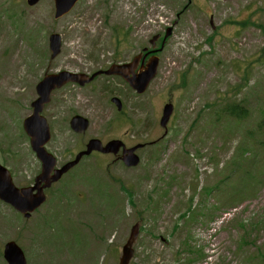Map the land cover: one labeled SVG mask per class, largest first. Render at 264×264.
Wrapping results in <instances>:
<instances>
[{
	"label": "rangeland",
	"instance_id": "374dc122",
	"mask_svg": "<svg viewBox=\"0 0 264 264\" xmlns=\"http://www.w3.org/2000/svg\"><path fill=\"white\" fill-rule=\"evenodd\" d=\"M25 1L0 0V164L16 187L32 185L40 171L20 123L46 73L127 63L172 28L145 94L105 80L51 94L46 149L59 164L90 139L120 137L128 146L160 140L162 107L171 103L173 113L167 137L138 150L137 168L125 171L94 154L49 190L29 220L0 203V264L11 241L27 264H117L138 221L130 264H264V0H81L57 21L52 0L32 8ZM52 33L62 46L49 61ZM105 86L123 100L120 128L103 125L112 113ZM240 99L245 121L222 115L224 104ZM75 113L90 121L83 135L69 129ZM251 167L255 184L237 185ZM249 190L231 206L220 204L226 193Z\"/></svg>",
	"mask_w": 264,
	"mask_h": 264
},
{
	"label": "water",
	"instance_id": "95a60500",
	"mask_svg": "<svg viewBox=\"0 0 264 264\" xmlns=\"http://www.w3.org/2000/svg\"><path fill=\"white\" fill-rule=\"evenodd\" d=\"M39 1L40 0H27L26 3L29 7H32ZM52 1L54 5V19L58 20L66 16L79 0ZM169 34L170 30L167 31L164 40ZM155 41L156 38L152 39L150 43L154 45ZM163 45L164 41L162 42L161 48ZM48 46L51 53L50 58L53 59L60 52L61 40L59 35L51 34L48 39ZM157 62V58H152L147 63L146 67L140 70L136 75H129V73L136 67V60L125 66L113 65L105 72V74L108 76L113 75L121 77L132 90L136 91L138 94H142L157 73ZM97 74L88 79L83 75H73L62 72L58 75L46 76L37 86L36 92L39 95V99L32 104L33 115L23 123L24 130L30 137L31 148L36 153L37 158L41 161L42 166V172L35 180V187L22 189L15 188L12 184L9 172L0 166V201L10 205L15 211L23 214L25 218H29L30 214L44 203L45 198L42 193L43 189L48 188L50 184L56 182L62 174L75 166L83 155H89L92 151H98L103 154L112 153L115 155L121 147L120 142H110L103 148L99 141L92 140L88 143L85 152L78 154L73 161L67 163L57 171H54L55 160L44 151V145L49 140V130L44 119L39 116V113L41 112L43 105L48 102L50 92L56 88H60L68 82H75L80 86H83L84 84L89 83ZM171 112L172 106L166 105L163 109V116L160 121L161 127L165 128ZM70 126L74 132L83 133L87 128V123L82 118L75 117L71 120ZM140 147L141 146H137L130 150L123 149L122 161L126 167H135L138 165L139 159L133 153ZM41 183H43V186H40ZM137 237L138 225H135L131 229L129 237L121 249L118 264H129L134 255L133 246L137 241ZM3 257L7 264H26L22 251L14 242H8L4 246Z\"/></svg>",
	"mask_w": 264,
	"mask_h": 264
},
{
	"label": "trees",
	"instance_id": "16d2710c",
	"mask_svg": "<svg viewBox=\"0 0 264 264\" xmlns=\"http://www.w3.org/2000/svg\"><path fill=\"white\" fill-rule=\"evenodd\" d=\"M119 43V42H118ZM246 109V107L243 105V108L239 107V106H232L228 109V114L231 116H234L237 119H241L245 116L246 111L244 110ZM226 184V180L223 181V186L225 187ZM219 188V187H218ZM221 205H227V195L220 201ZM227 206H225L224 208H226Z\"/></svg>",
	"mask_w": 264,
	"mask_h": 264
},
{
	"label": "flooded vegetation",
	"instance_id": "af4514ba",
	"mask_svg": "<svg viewBox=\"0 0 264 264\" xmlns=\"http://www.w3.org/2000/svg\"><path fill=\"white\" fill-rule=\"evenodd\" d=\"M142 54H143V53H142ZM145 57H146V59H145L144 63H145L146 60L150 57V55H147V56H145ZM139 65H140V63H139ZM111 78H112V79H117V78H114V77H111ZM111 97H117V98H119L118 95H117L116 93H114L113 95H111ZM124 114H125L124 112L121 113V114H116V113L112 112L111 115H110V117H109V123L112 124L114 120H119V121L123 120V115H124ZM119 140H120L121 142H123V144H124L125 147H127V148H131V147H133V146H128V145H126V144H125V141H124V138H120ZM146 145H147V144H146ZM113 163H114V164H118V165H120V161L118 160V158H114Z\"/></svg>",
	"mask_w": 264,
	"mask_h": 264
}]
</instances>
